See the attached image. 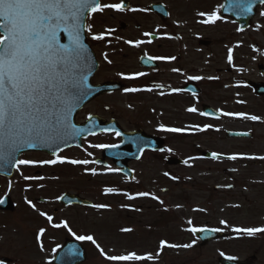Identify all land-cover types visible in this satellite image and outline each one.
<instances>
[{
    "label": "flooded vegetation",
    "instance_id": "1",
    "mask_svg": "<svg viewBox=\"0 0 264 264\" xmlns=\"http://www.w3.org/2000/svg\"><path fill=\"white\" fill-rule=\"evenodd\" d=\"M120 2L100 0L102 4ZM123 5V11L104 9L85 17V23L92 26L90 32L87 29L84 31L85 42L92 51L97 67L90 77V85L102 91L78 109L74 122L78 126L86 123L100 125L101 129L82 138V147L70 148L79 153L86 151L89 174H104L108 179L93 183L86 191L82 188L43 187L45 196L39 197L37 202L45 209L46 218H53L49 223L66 222L68 228L61 226L53 229L50 225V230L56 233L49 237L41 235L39 240L35 236L36 249L51 246L52 255L46 264H54L53 257L65 241L70 240L78 241L85 250L84 262L80 264H218V258L224 255L236 257L242 264H251L256 260L255 255L242 260L231 254H214L210 259L203 252L184 255L178 254V247H169L182 243L173 238V234L167 236L169 233L166 231L170 223L174 226L177 217L172 213L179 208L173 205V196L169 197V201L166 199L171 194V186L162 187V184H176L172 178L176 177L173 170L175 167L206 159L204 137L209 131L219 146L216 153L220 154L214 161L219 169L221 185L212 188V191L221 196L220 201H231L230 205L221 203L223 215H226L223 220L227 225H231L227 209H238L235 201L245 199L241 190H255L253 173L257 161L256 157L249 158L254 157L249 142L254 138L252 125L261 126L264 121L225 116L222 113H245L261 117L260 113L264 111V37H255L258 31L257 20L264 18L260 14L264 4L258 5L246 30L240 26L239 21L227 14L228 3L225 0H123ZM202 12L205 15H199ZM212 12L220 19L215 23H204ZM144 33L150 35L145 36ZM92 34L103 35V39L94 40ZM136 41L142 43L136 45ZM229 49L232 50L231 64L228 62ZM149 57L175 59L158 60ZM250 62L254 63L255 68L249 65ZM141 72L145 75L127 78ZM195 76L202 79H191ZM126 88L138 91L125 92ZM207 106L211 109L210 115H202ZM189 108H195L196 111H187ZM206 124L211 127L203 131L196 130ZM160 125L184 131L169 132L162 130ZM240 131L249 133L250 137L228 135L229 132ZM125 136L133 139L126 140ZM100 144L108 147H94ZM180 148L182 152L178 151ZM136 153L139 154L126 159ZM232 154H238L239 158L229 160L227 157ZM47 157L54 158L50 155ZM177 157L183 162L172 164L169 161V158ZM64 163H60V167L67 165L75 168L71 163ZM110 168L117 171H109ZM202 186L195 190L193 199L187 200L186 195L176 197L187 204L195 203L190 207L193 213L191 219L183 223L186 235H189L184 241H196L200 250L214 243L213 240L201 244L191 232L193 228L214 227L210 223L211 191L205 185ZM106 188L115 191L106 193ZM140 192L149 195H137ZM200 192L203 193L201 197L197 194ZM32 193L33 188H27L23 195L30 198ZM66 193L76 198L84 197L91 205L65 203L60 197ZM95 205L107 207L97 208ZM87 211L101 214L108 212L110 219L105 224L109 229L102 233H106L115 242L95 247L93 250L98 259L95 262L86 261L90 256L85 241L76 239L80 235H95L83 229L84 214ZM132 213L148 219L144 225L134 227ZM202 219L204 221L201 223ZM124 221L126 227L121 226ZM122 229L131 231L125 232ZM222 232L226 239L232 237L228 230L223 229ZM161 241L166 242L163 247ZM101 249L104 255H101ZM130 252L145 259L123 262L106 259V256L126 255ZM148 255L152 256L151 260L146 258ZM4 259L8 260L0 256V261ZM0 264H12V260Z\"/></svg>",
    "mask_w": 264,
    "mask_h": 264
},
{
    "label": "snow or ice",
    "instance_id": "2",
    "mask_svg": "<svg viewBox=\"0 0 264 264\" xmlns=\"http://www.w3.org/2000/svg\"><path fill=\"white\" fill-rule=\"evenodd\" d=\"M264 4V0H260ZM249 6V10H250ZM104 9L124 10L123 0L120 3L102 4L100 0H0V149H5L6 157L15 159V153L22 147H36L37 143L54 144L57 141H65L66 137L73 133L74 125L69 119L75 101L81 98L84 93L86 77L82 70L86 66V46L83 42L85 29L91 31V25L85 23L86 15L102 12ZM264 16V12L260 13ZM203 16L205 13H199ZM220 19L215 12L208 14L204 23H215ZM111 31V30H110ZM61 34L66 35L68 43H61ZM145 36L150 35L144 33ZM92 39L101 40L103 35L92 34ZM131 44L132 41H127ZM136 45L142 41H136ZM228 62L232 63V50L229 49ZM105 59L107 57L105 56ZM149 59L167 60L174 57H149ZM110 63V61H109ZM178 71V69H173ZM145 73H134L127 78L143 76ZM191 79L200 80L202 77L195 76ZM208 79H218L208 77ZM125 92L138 91L135 88H126ZM173 91H180L173 89ZM187 111L194 112L195 108ZM225 116H238L252 121L260 120L256 115L245 113L224 112ZM208 115V113H202ZM211 125L197 127V131L210 128ZM160 128L169 132H181V128ZM77 133L79 130H75ZM119 135V133H117ZM104 148L107 145H94ZM55 155V153H53ZM91 155V153H89ZM218 153H212V159L219 158ZM229 160H237L238 154L227 157ZM255 158V157H249ZM264 160V156L258 157ZM64 157L56 159L33 161L15 160L16 164H56L64 163ZM71 164H88V160H70ZM93 173L95 170H92ZM117 171V169H109ZM168 175V173H164ZM176 179V177H172ZM25 180L40 179V177L25 176ZM227 187H232L227 185ZM106 193L114 192L115 189L106 188ZM139 196H147L149 193L140 192ZM129 199H132L129 196ZM5 201L0 198V204ZM35 208L31 200L26 201ZM97 208L107 205H95ZM45 216L44 212H40ZM51 216H47L49 222ZM220 224L226 221L220 220ZM68 228L66 222L54 224L53 227ZM70 230V229H69ZM251 237L257 233H264V227L234 228ZM44 229L39 230L37 240ZM131 231V229H122ZM193 232L220 231V229L193 228ZM75 235V233H73ZM80 241H96L91 235L76 236ZM191 244L182 245L191 248ZM161 241V247L165 245ZM97 248L100 246L96 244ZM179 247L178 245H168ZM101 255H104L101 249ZM152 259L151 255L146 257ZM109 261H140L145 259L134 252L126 255L106 256Z\"/></svg>",
    "mask_w": 264,
    "mask_h": 264
},
{
    "label": "rangeland",
    "instance_id": "3",
    "mask_svg": "<svg viewBox=\"0 0 264 264\" xmlns=\"http://www.w3.org/2000/svg\"><path fill=\"white\" fill-rule=\"evenodd\" d=\"M261 12H264V8L261 9ZM256 28H258V31L255 32V37L258 39L263 38L264 18L261 21L259 19L257 20ZM249 65L255 68L253 62H250ZM257 114H259V111H257ZM260 115V120L264 121V111H261ZM251 130L254 138L251 139L249 145L253 147V156L256 157L257 161L253 173L255 190L249 188L247 190L240 189L245 195V199L235 201L238 203V209H227V212H229L227 217H229L231 225L220 224V220H223V217H226V215H223L222 212L221 203L223 201L219 200L221 196L214 194L212 191V188H217V186L221 185L219 182V169L214 160L203 159L196 163L191 162L185 166H177L173 169L176 175V184H162V187L171 186V194L166 199L169 201V197L173 196V205L179 208V210L172 213L173 216L177 217L175 223H173L174 226H171L172 223L169 222V227L166 230L169 233L167 236L173 234V238L178 240V242H182L181 245H178V254L182 253L186 255L203 252L210 259H212L214 254L217 256L231 254L234 257L238 256L242 260L249 259L250 256L255 255L256 260L251 264H264V233H257L249 237L244 233L233 230L234 228L264 227V160L258 158L264 156V125H252ZM204 138L206 140L204 146L206 151H218L219 146L209 131L205 133ZM178 151L182 152L183 149L180 148ZM85 152L84 150L79 153L69 148L68 150L58 152L54 158H49L46 154L39 151L26 152V154L21 155L20 160L27 159L38 162L56 159L57 157H64L65 162L69 160H87ZM245 152L247 151L245 150ZM67 163L70 164L69 162ZM73 165L75 168L68 167L67 165L60 167V163L55 165V167L40 163L28 165L18 164L11 180L0 177V196L7 193L14 205L11 210L0 211V256L11 259L12 264H46L47 260H50L48 257L52 255L51 246L41 248L40 250L36 249L34 244V237L39 234L41 228L45 231L40 236L44 235L49 237L52 233H56L53 230L54 224L49 223L46 215H40V212L45 211L37 202L39 197L43 198L45 196L42 188L56 186L60 189L82 188V190L86 191L93 183L103 182L108 179L104 174H89L87 164ZM25 176L40 177V179L25 180ZM202 185H205L211 191L210 223L215 228L220 229V231H223V229L224 231L228 230L232 237L230 239L225 238L220 241H214L213 246L203 247L202 250L198 249L196 244H193L191 248H185L182 245L191 244V241L188 240V243L184 241L187 240L185 238H189V235H186L183 223L189 220V218L191 219L193 213L190 207L195 203L190 202L187 204L182 202V199H177L176 197L186 195L187 200L193 199V195L196 193L195 190L203 187ZM27 188H33V193L30 198L29 196L23 195ZM197 194H200V197L203 195L202 192ZM28 199L32 201L35 208L26 202ZM200 202H202L201 199ZM223 203L230 205L231 201L226 200ZM108 215V212L101 214L96 213V211H87L84 214L83 229L86 233L95 234L92 237L98 245L115 243L112 240L113 238L107 236L106 233H102V231L109 229V226L105 224V222L108 223L107 219H110ZM131 216L132 226L134 227L144 225L148 219L137 213H132ZM203 221L204 219L201 220V223ZM50 225L53 227L51 230ZM126 225L127 223L124 221L121 226L126 227ZM85 244L90 256L86 261H98L97 254L93 250L97 247L96 244H93L91 241H85ZM37 252H42V254L37 255Z\"/></svg>",
    "mask_w": 264,
    "mask_h": 264
},
{
    "label": "water",
    "instance_id": "4",
    "mask_svg": "<svg viewBox=\"0 0 264 264\" xmlns=\"http://www.w3.org/2000/svg\"><path fill=\"white\" fill-rule=\"evenodd\" d=\"M226 3H228L227 8V14H229L233 19H236L239 21L240 26L243 29H246V26L249 24L250 20L252 19L253 14L255 13V8L258 4L260 3V0H225ZM249 6L250 10H249ZM240 7V8H239ZM63 39H61V43H68L66 35L62 34ZM85 44V36L83 40ZM86 46V55H87V61H86V66L82 70V74L86 77V80L84 81L85 88H84V95L79 98L77 101H75L71 114H70V121L71 124L74 125L73 133L69 136L66 137L65 141H57L54 144H49L48 146H45V144L42 143H37L36 147H22L18 152L15 153V159H10L6 157L5 155V149H0V175L10 178L13 175L16 163L15 160H18L19 156L26 152V151H31V152H37V151H43L46 154H51L53 153L57 154L60 150L69 148V146H78L80 147L82 143H80L81 138L86 137L90 135L93 132L100 131L101 126L100 125H92L89 123H86L84 125H75L74 122V116L78 112V109L83 107L85 103L88 102L89 99H91L93 96L98 95L102 89H97L96 87H91L90 85V77L94 74L96 71V63L94 60V57H92V53L87 45ZM210 107L204 108L205 113H208L210 115ZM75 130H79L77 133ZM228 135L231 136H248L250 137L249 134L245 132H229ZM126 140L133 139V137H127L125 136ZM106 150H103V153L106 155L107 152ZM212 153L213 152H207L204 153V155L207 158H212ZM139 153L134 154L133 156L126 157V159H129L131 157L137 156ZM169 161H171L172 164H177L178 162L181 163L182 160L180 159H175V158H169ZM68 197H73L71 199H68ZM4 203L0 204V210H7L11 209L12 205L11 202L8 198V196H3ZM60 200L65 202V203H71V202H79L87 205H91V202L85 198H76L74 195H69V194H63L60 197ZM204 229H209L206 227H201ZM210 230V229H209ZM194 235L198 237V239L201 241V244H204L206 242H209L211 240L218 239V238H223L224 234H221L217 231H196L193 232ZM84 254L85 251L82 249L81 245L76 241H65V243L62 245V247L58 250V252L55 254V256L52 259V262L54 264H80L84 262ZM2 262H7L6 259L1 260ZM219 264H239L236 259H231L228 257H221L219 258Z\"/></svg>",
    "mask_w": 264,
    "mask_h": 264
}]
</instances>
